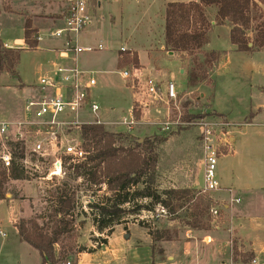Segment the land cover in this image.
<instances>
[{
  "label": "rangeland",
  "instance_id": "1",
  "mask_svg": "<svg viewBox=\"0 0 264 264\" xmlns=\"http://www.w3.org/2000/svg\"><path fill=\"white\" fill-rule=\"evenodd\" d=\"M36 1H38L37 4H47L54 0ZM9 2L10 5H8ZM20 2L0 0L2 37L12 45L14 38L24 36L22 16L17 14L19 11H24ZM3 4L6 10L16 13L4 12ZM37 4L32 6L37 7ZM38 7L34 10L38 11ZM165 10L166 7L158 0H102V6L96 10L92 23L86 28V35L82 33L78 37L80 45L96 46L99 43L104 45L102 50L84 51L78 54V67L94 72L97 85L91 90V97L100 105L98 116L108 121L109 125L106 124V128L128 135L134 141L137 138L144 139L143 137H167L174 133L173 131L162 132L159 123H156L164 120L168 112L172 119H181L185 122L175 127L176 130L192 127L193 125L186 123L203 118L219 123L222 121L219 117L228 116L231 120L237 121L242 120L243 116L248 118L251 114H258L263 119L264 49L251 53L238 52L231 41L232 26L229 23H220L216 8H211L208 11V17L214 21V26L209 31L207 45L194 55L170 54L163 48ZM54 11L50 16L42 17L50 18V23H61L58 21V13ZM253 13L254 15L264 13V3L260 5L259 12L254 11ZM52 29L41 31V48L28 49L26 45L21 46V44L14 48L20 50L17 74L13 76L6 72L0 73V121H16L26 118L25 104L30 98L29 92H33L31 90L33 86L39 84L42 67L52 55L51 47L47 46L55 39L63 40L50 37L49 32ZM249 35L253 38V31H250ZM76 41L77 39H73L72 44ZM124 47L136 51L141 63L147 68L154 69V75L160 80L174 81L178 94L176 101L150 103L149 108L140 103L141 96L126 87L127 81L120 75L121 70L135 66L131 54L126 60L125 55L119 58L120 52L126 53L121 51V49H126ZM213 50L219 53V57L218 55L217 58L211 56L210 53ZM127 52L129 53L130 50ZM199 65L201 69L207 70L208 77L202 83L190 86L188 72ZM20 89L23 93H20ZM134 108L140 111L137 116L140 123L128 131L118 122L123 116H130ZM216 112L223 115L218 116ZM81 118L90 121L93 119V114L88 109V112H84ZM146 126L153 128L146 130ZM247 128L234 124L228 130L237 132L245 131ZM259 129L263 130V133L257 142L248 138L235 141L233 154H222L218 157L216 172L219 186L222 187L220 176L229 178L230 175H235L236 177L235 180L232 179L235 187L232 195L227 191L222 194L229 199V195L234 198L238 197L240 201L231 203L230 200H225L218 195L216 190L208 191L206 195H199L204 208L201 209L203 212L200 218L202 227L199 226L196 230L200 243L202 241L205 243L202 235L218 231L231 239L230 252H232V246L236 244L241 250L253 252L255 256L252 259L257 257L264 262V192L240 190L245 185H251L255 189L264 185V125ZM79 131H74V135L79 136ZM198 131L199 126H193L187 133L194 135ZM161 143L156 144L155 148L158 157L163 153L160 148ZM123 144L128 146L131 141L125 140ZM169 150L173 153L174 146H169ZM194 152L195 157L203 155L200 147H197ZM47 164L40 162L38 164L40 172L36 173V176L30 175V180H9L5 185V199L0 200V264L41 263V257L37 255L35 249L20 239L14 224L22 219L35 218H39L38 222L45 223L47 219L40 218V216L48 215L46 208L52 199L55 187L65 181L79 185L80 190L77 192L79 206L74 214V229L70 240L66 241V244L74 247V251L64 262L70 260L72 264H79L82 260L85 264H101L107 258L110 259V251L98 255H91L93 252H90V249L98 251L104 246L93 247L97 238L95 234L97 229L93 219L97 211L89 206V199L93 198L96 201L94 203H97L103 193L109 195L107 186L103 184L87 190L86 185H82L81 179H73L70 171L64 177L54 181L41 180L38 176H45L48 171ZM0 170H3L1 164ZM142 186L143 184L139 185V187ZM224 203L232 204V206L227 210ZM188 205L180 208L175 214L168 211L167 216H155V209L152 211L153 217L149 218L150 221L144 223L152 230L159 229L164 233L163 239L154 241L155 258L161 257L166 260L162 248V241L167 240L165 238L182 239L183 236L185 238L186 230L192 228L189 224L190 219L187 217ZM211 206L220 210L221 216L217 223L213 221ZM124 219V224L117 227V233L122 230L128 232L131 227L132 239H134L136 235L133 229H137L138 235L145 232V227L141 226L143 223L140 220L138 222L140 218H136V214L126 215ZM165 223L169 225V228L163 227ZM217 224H220V230L216 228ZM236 229L241 231L243 237ZM2 233L6 236H2ZM61 246H57L58 249ZM79 253L84 254L81 259ZM165 263L168 261L166 260Z\"/></svg>",
  "mask_w": 264,
  "mask_h": 264
},
{
  "label": "trees",
  "instance_id": "2",
  "mask_svg": "<svg viewBox=\"0 0 264 264\" xmlns=\"http://www.w3.org/2000/svg\"><path fill=\"white\" fill-rule=\"evenodd\" d=\"M262 3L264 0L169 2L165 10V50L183 55L199 53L207 45L209 31L214 26V21L208 17L211 8H216L220 23H229L232 26L231 41L238 52L251 53L264 49V13H253L259 12ZM250 31H253V38L249 35ZM38 36L32 18L27 17L24 24V42L28 49L37 48ZM125 52H120L121 56L125 55V60L131 54L135 66L140 65L136 51ZM19 53L20 50L6 48L0 37V73L6 72L13 76L17 74ZM210 54L212 57H219L216 50ZM207 77V70L201 69L200 65L188 72L190 86L202 83ZM139 112L135 108L136 116H139ZM216 115L223 114L216 112ZM81 138L88 155L81 163L69 166L73 179H81L87 190L105 184L109 192V195L103 193L97 203L89 205L97 211L93 219L97 231L106 232V235L110 236L117 225L124 224L126 215H137L143 210L154 211L159 204L166 207L170 213H176L189 204V224L194 229L202 227L200 218L203 212L201 209L204 207L199 195L188 189L161 191L156 185L158 155L155 148L156 144L163 142L166 137H145L133 141L128 135L108 130L106 124H85L81 128ZM125 140L131 141V144L124 145ZM23 151L24 147L18 144L17 157L22 156ZM30 179V175L16 161L10 170H0V200L5 199V185L9 180ZM140 184L143 186L139 187ZM79 190V185L62 182L55 187L48 203V215L40 216L47 219L45 223H40L39 218H35L22 219L15 224L20 237L41 251L45 264H63L68 256L73 254L74 247L66 244V241L70 240L74 229ZM141 226L149 228L144 223ZM149 232L154 241L163 239V231L149 228ZM107 239L108 237L96 238L95 241L106 244ZM57 246H61L60 249ZM90 252L95 250L90 249ZM254 256L253 252H244L236 244L233 245V258L236 261L250 262Z\"/></svg>",
  "mask_w": 264,
  "mask_h": 264
},
{
  "label": "built area",
  "instance_id": "3",
  "mask_svg": "<svg viewBox=\"0 0 264 264\" xmlns=\"http://www.w3.org/2000/svg\"><path fill=\"white\" fill-rule=\"evenodd\" d=\"M63 2L64 8L61 14L64 25L49 32L50 37L63 39L62 56L68 57L67 53H74V56H77L84 51L104 49L103 43L96 46L78 43V37L92 23L96 10L101 7L102 0H63ZM73 39H77L75 44H72ZM38 40H42V35L38 36ZM4 46L15 48L19 46V43L15 42L13 45L4 43ZM153 71L154 69L145 66H134L131 69L121 70L120 75L127 81L126 87L140 95V103L147 108L150 103L176 101L178 94L174 81H162L154 75ZM39 84L38 96L26 101V118L0 121V164L3 169L10 170L16 161L27 174L36 176V173L40 172L38 164L48 163L50 165L47 164V173L45 176L39 175L38 178L54 181L67 175L70 165L81 163L87 158L88 152L81 138L82 126L108 123L98 116L100 105L91 97V90L97 85L94 72L84 71L77 64L67 65L63 62H55L49 72L41 74ZM88 109L93 114V119L90 121L81 118ZM131 113L130 116H123L118 122L128 131L140 123L135 114V108ZM165 117L164 120L156 122L159 123L162 132L175 131V127L185 123L181 119H172L169 112L165 114ZM186 124L203 128L202 141L206 159L204 191L218 190L216 167L219 149L215 143L213 127L222 123L203 118ZM76 130H80L79 136L74 135ZM18 144L24 147L23 155L20 157L16 155ZM239 201V198L233 200V202ZM89 202L96 201L92 198ZM155 209L157 217L168 215V209L163 205L159 204ZM146 211L143 210L136 215V218H140L138 222L140 220L146 223L150 221V217H153L152 211L148 213ZM210 212L214 218L213 221L217 223L221 216L220 210L212 206ZM142 213L144 215H141ZM95 234L97 238L108 237L106 232L97 231ZM204 239L206 242L212 240L210 237ZM96 245L102 244L95 241L93 247ZM63 264H72V262L67 260ZM229 264H264V262L256 257L246 263L232 259Z\"/></svg>",
  "mask_w": 264,
  "mask_h": 264
},
{
  "label": "crops",
  "instance_id": "4",
  "mask_svg": "<svg viewBox=\"0 0 264 264\" xmlns=\"http://www.w3.org/2000/svg\"><path fill=\"white\" fill-rule=\"evenodd\" d=\"M13 1L15 3L17 1L19 2L21 1L20 2L21 7H23L24 10L23 12L19 11L17 13L20 16H22L21 23L23 28V35H24V24L27 17L32 18L33 26L38 30L39 35H41V31L43 29H50V28L54 29L57 27H62L64 25L63 19L61 17V9L64 6L61 0H54L53 2H49L47 4H43V3L37 4L38 1L36 0L33 1L13 0ZM152 1H156V0H152ZM190 1H195V0H158V2H162L165 7L169 2H190ZM35 4L39 6V7L37 6L38 11L34 10L37 7L32 6ZM60 4L62 5L60 6ZM8 5H10V2L8 3ZM101 6H102V2H101ZM4 7L5 5L3 4L4 12L8 14L16 13L15 11L6 10ZM54 10H56V12L58 13L57 15L59 16L58 21L61 23H50V18L42 17V16H50L53 12H55ZM2 28L3 26L0 22V37L4 43H10L7 40L3 39ZM86 31L87 30L83 32L84 36L86 35ZM13 41L14 43L18 42L19 45L21 44V46L26 45L24 42V36L22 38H14ZM40 41L37 48H41ZM63 42H64L63 40L55 39L49 43L47 47H51L50 51L52 55L50 59L45 63V65L42 67L41 74L49 72L53 68V63L55 62H63L67 65H74V64L79 65L78 55L74 56V53L66 52L68 54V57L62 56V49L64 48ZM124 48H126L125 51L127 50H130L132 52L134 51L128 47H124ZM163 48H165L164 45ZM121 51L123 50L121 49ZM118 56L119 58L121 57L120 54H118ZM139 62H140V66H144L141 63L140 58H139ZM83 70L88 71L86 69ZM39 85L40 84L33 86V89H31L33 92H29L30 98H34L38 96L40 90ZM20 93H23L22 89H20ZM219 119L222 120L219 122L222 123V125L219 124L213 127L214 128L213 131L215 135V143L219 149V155L233 154L234 152L232 150L235 141H241L243 139L248 138V139H252L254 142H257L259 138L262 137L261 133H263V130L259 129V127L264 125V118L262 119V117L258 114L255 115L251 114L248 118H245V116H243L242 120H237V121L231 120L228 116H225L223 118L219 117ZM106 122L108 123V121ZM234 124L238 125L239 127L245 126L248 128L245 131L241 130L237 132L228 130V128H230ZM192 127L181 128L179 130L177 129L173 131L174 133L168 135L160 145V148L162 149L163 153L158 157L156 185L158 189H160L161 191L166 189H188L193 191L197 195H206L205 194L206 192L204 191L206 159L204 154V144L202 141L203 128L199 127V131L193 135L191 133H187V131L191 130ZM151 128L150 126H146V130ZM169 146H174L175 150L173 153L170 152ZM197 147H200V149L202 150V154H203L202 156L199 155L198 157L197 156L195 157L196 153L194 152V150ZM235 178H236L235 175H230L229 178L226 176L224 177L220 176L219 179L220 182L222 183V187L219 186V189L216 190V192H218V195L223 197L225 200H230L231 203H234L233 200L238 199V197L234 198L229 195L230 197L229 199L222 193L227 191L230 192L232 195V190L235 189L234 184L232 183V179L235 180ZM240 190H246L251 192L257 190L256 192H264V185H261L256 189L253 188L251 185H245ZM231 206L232 204L224 203V207L227 210L230 209ZM171 219H175V218H171ZM122 225L123 224H120L115 227V230L112 232V234L108 236L107 243L102 244V246H104L103 248H100L98 251L96 250L91 254V255H98V254H102L103 252L110 251L111 253H109V256H111V258L110 259L107 258L101 264H229L232 259L235 260L233 258V246H232V252H230L229 249L231 239L227 238L225 235H223V233L217 231L214 232L213 234H204L202 235V239L204 240L205 243H202L203 241L200 243V240L197 235L198 233L197 230L194 228H189L185 232V238L183 236L182 239L168 238L167 240L162 241L163 253H165L166 260L168 261V263H165L166 260L162 259L161 257L155 258V254L153 252L154 240L149 232V228L145 227L144 228L145 232L140 233V235L136 233L137 229H133L136 238L132 239L131 227H129L128 232L126 230H122L120 233L116 232L117 227ZM163 227L169 228V225L165 223ZM216 228L220 230L221 228L220 224H217ZM236 231H238L239 235L243 237L241 231H239L238 229H236ZM127 234L130 235L129 238H126ZM2 236L5 237L6 234L5 235L2 234ZM205 237H210L212 240L210 242H206L204 239ZM20 239L23 240L21 237ZM23 242L26 243V241L24 240ZM34 249L37 255L41 257L40 264H45L44 256L41 253V251L37 250L36 248ZM243 251L245 252L244 249ZM83 255H84L83 253H79V258L81 259ZM223 255L225 257H223ZM79 264H85V263H83L81 260Z\"/></svg>",
  "mask_w": 264,
  "mask_h": 264
},
{
  "label": "water",
  "instance_id": "5",
  "mask_svg": "<svg viewBox=\"0 0 264 264\" xmlns=\"http://www.w3.org/2000/svg\"><path fill=\"white\" fill-rule=\"evenodd\" d=\"M251 45V44H250ZM170 54H173V52H169ZM129 234L126 235V238H129Z\"/></svg>",
  "mask_w": 264,
  "mask_h": 264
}]
</instances>
